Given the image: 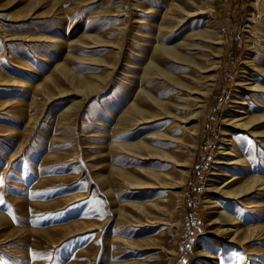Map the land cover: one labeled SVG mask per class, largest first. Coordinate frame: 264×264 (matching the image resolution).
Returning a JSON list of instances; mask_svg holds the SVG:
<instances>
[{"label": "rangeland", "instance_id": "rangeland-1", "mask_svg": "<svg viewBox=\"0 0 264 264\" xmlns=\"http://www.w3.org/2000/svg\"><path fill=\"white\" fill-rule=\"evenodd\" d=\"M180 2L199 14L170 34L202 45L206 41L192 34L209 31L223 38V51L209 73L217 74L215 85L193 122L199 132L185 191L173 190L177 200L184 192L183 205L176 204L173 222L156 232L149 225L126 229L118 211L115 201L121 205L149 194L145 189L140 195L122 193L119 168L132 162L117 144L140 139L127 137L131 128L120 118L155 82L141 80V67L152 55L159 26L184 16L174 0H0V264H170L171 242L156 251L144 242L167 231L178 233L173 264H201L198 251L218 236L212 222L220 211L235 208H212V187L223 152L237 136L229 134L228 120L246 99L243 80L256 47L249 33L256 0ZM258 29L262 35L264 25ZM187 52L199 57L204 49ZM262 123L257 133L263 142L245 151L249 167L235 175L245 179L234 185L243 190L235 214L243 229L253 228L246 231L249 243L225 248L217 264H264ZM252 177L262 180L246 181ZM118 242L123 246L114 249ZM215 251L219 255L220 249Z\"/></svg>", "mask_w": 264, "mask_h": 264}, {"label": "bare ground", "instance_id": "bare-ground-1", "mask_svg": "<svg viewBox=\"0 0 264 264\" xmlns=\"http://www.w3.org/2000/svg\"><path fill=\"white\" fill-rule=\"evenodd\" d=\"M174 2L176 12H182L184 16L180 18L181 14H179L173 17L174 23L159 26L158 39L155 38L156 43L152 44L153 48L151 47L152 55L146 57L147 65L141 67L143 70L141 80L156 78L155 82L152 87H142L137 99L127 105L120 118L122 126L131 128L126 134L127 137L140 136L139 141L117 144L118 148L125 151L124 154L122 153L124 159L132 162L131 166L130 163L126 164L129 166L127 169L119 168L122 193L138 191L140 195L145 189L149 194L145 198H131V202L121 205L115 201L123 222L127 223L126 229H130V226L137 228L140 225H149L156 232L164 230L173 222L171 218L176 204L183 205L184 192L178 194L180 199L177 200L173 195V190L178 188L185 191L199 132V127H196L193 122L200 117L199 109L203 108V99L215 85L217 74L209 75V73L218 67L219 57L223 51L221 47L223 38L219 35L215 37V34L213 37L209 31L192 34L194 38L198 36L204 42L206 41L202 45L193 44L185 39L178 40L172 36L170 33L175 35L174 33L182 27L181 22L187 17L194 18L199 14L183 6L180 0H174ZM200 8L204 9L203 6ZM262 25H264V0H256L249 24V33L255 35L256 47L248 61L247 76L243 80L245 91L243 95L246 94V99L238 101V105L235 106L236 110L232 112L228 120L231 127L229 134L237 133V136H233L231 145L227 146L229 151L223 152L226 154H224L220 174L216 177L218 184L212 187L216 195L211 201L212 208L215 209L219 204L235 208L231 209L233 213L220 211V217H216L212 224L210 223L217 228L218 236L210 241V247L198 251L197 256L201 258V264H217V258H224L225 248H231L236 243L241 245L249 243L246 231L253 229H243V222L239 221L236 215L239 210L238 206H240L238 204L243 201L241 200L243 190L239 189L240 184L234 185L244 179L235 175L239 171L241 173L246 171L249 167L248 157L250 156L245 151L263 142L257 130L264 122V114H256L264 110V101L261 100L260 104L257 102V97L264 100V85H262L264 84V32L262 35L256 32ZM207 47L209 50H206ZM196 48L204 49V53L199 54V57L187 52ZM206 78L209 79L202 81ZM140 85L143 84L140 83ZM203 86L205 91L202 90ZM253 98L255 103L251 102ZM247 103H250V106ZM175 125L182 127V130H177ZM183 133L184 138L175 140V134L183 135ZM140 164L148 168L138 167ZM227 178L231 180L225 181ZM261 180L262 178L252 177L246 181L257 184ZM239 228L242 229L239 230ZM177 236V231L158 233L144 241L146 249L155 248L156 251L162 248L163 242H171L172 248L167 252L171 256L170 264H173L177 253L175 249ZM122 244L118 242L114 249L123 246ZM214 245H218L217 248H213ZM216 249H220L219 255ZM114 254L120 256L121 252ZM156 257L159 256L156 255ZM159 264H162V260Z\"/></svg>", "mask_w": 264, "mask_h": 264}]
</instances>
